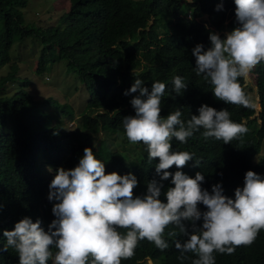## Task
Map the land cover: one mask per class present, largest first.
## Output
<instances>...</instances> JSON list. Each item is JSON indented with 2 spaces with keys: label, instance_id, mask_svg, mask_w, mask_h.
<instances>
[{
  "label": "trees",
  "instance_id": "16d2710c",
  "mask_svg": "<svg viewBox=\"0 0 264 264\" xmlns=\"http://www.w3.org/2000/svg\"><path fill=\"white\" fill-rule=\"evenodd\" d=\"M27 4L28 0H0V68L8 66L6 74L0 76V86L18 77L20 67L10 56L13 44L33 37L42 42L36 71H45L54 59L66 60L67 69L85 86L88 99L80 116L68 102L46 100L69 122L75 121V127L68 129L38 110L25 87L10 96L0 95V126L8 125V130L0 133V264H19L14 249L3 250L7 243L5 230H14L15 224L25 217L33 222L40 219L47 230L55 219V201H49L48 194L56 170L76 167L86 147L105 164L106 174L136 176L134 197H143L148 182L159 180V159L149 160L146 148L139 161L111 142L114 135L126 136L123 120L135 115L130 101L138 93L124 95L135 79H141L149 91L152 83H165L162 117L180 110L181 119L187 121L206 104L218 111L227 109L233 122L248 128L246 134L228 144L214 138L205 140L203 129L187 143L174 138L173 151H187L194 157L182 169L173 165L169 172L179 170L192 178L200 172L205 177L202 188L211 192L212 186L220 183L224 195L230 198H234L237 187H243L247 171L264 177V155L253 162L264 140V62L249 74L256 86L258 110L218 100L213 86L194 70L192 50L197 44L207 50L211 46L210 33L224 38V31L238 27L234 0H69L68 11L59 19L63 27L26 23L23 9ZM220 4L223 8L217 11ZM176 76L187 85L179 95L173 90ZM24 82L27 85L26 78ZM238 82L244 89L245 78H238ZM100 133V140L95 141ZM39 159L55 170L53 177L40 172ZM163 184L160 199L166 202L163 193L174 185L170 179ZM200 207L206 210L203 205ZM119 231L126 233L125 229ZM169 232L176 234L169 236ZM164 238L167 249L162 251L144 239L139 241L133 257L121 264L147 260L154 264H193L198 258L194 253H184L180 259L175 243H183L187 237L174 226L166 228ZM52 251L55 253L56 249ZM214 256L215 264H264V230L251 246L237 247L232 255Z\"/></svg>",
  "mask_w": 264,
  "mask_h": 264
},
{
  "label": "clouds",
  "instance_id": "9594fccd",
  "mask_svg": "<svg viewBox=\"0 0 264 264\" xmlns=\"http://www.w3.org/2000/svg\"><path fill=\"white\" fill-rule=\"evenodd\" d=\"M238 27L225 33L209 34L211 46L205 50L197 44L192 50L195 72L213 86L214 96L227 104L255 108L238 78L249 74L264 62V0H234ZM223 5H217V11ZM173 90L179 95L187 85L176 76ZM163 82H154L151 90L141 79H135L124 95L138 93L130 101L134 116L123 120L127 139L132 144L146 146L149 160L158 158L156 174L147 184L143 197L135 196L138 186L135 175L105 173V164L86 147L79 163L72 169L60 167L49 185L48 200L55 201V217L47 226L25 217L14 230L3 232L7 243L4 251L14 249L19 264H121L135 254L139 241L147 239L160 249L168 248L165 230L170 225L187 239L176 241L175 247L184 253H194L193 264H215L214 253L232 255L240 246H251L264 230V177L247 171L243 187H237L234 198L224 195L220 183L211 192L202 188L205 177L195 178L182 171L169 172L173 165L182 169L194 154L173 151L175 138L181 143L199 132L205 140L214 138L225 144L248 132L241 123L233 122L227 109L216 110L206 104L187 121L176 110L166 118L161 116ZM199 164V161H196ZM49 171H52L49 166ZM171 180L166 202L160 197L163 181ZM201 205L204 209L201 210ZM119 229H125L122 233ZM175 232H169L174 236ZM52 249H56L53 253Z\"/></svg>",
  "mask_w": 264,
  "mask_h": 264
},
{
  "label": "rangeland",
  "instance_id": "374dc122",
  "mask_svg": "<svg viewBox=\"0 0 264 264\" xmlns=\"http://www.w3.org/2000/svg\"><path fill=\"white\" fill-rule=\"evenodd\" d=\"M68 9L69 0H28L27 6L23 9V15L26 23H35L42 26L44 24L50 26L59 25L63 27V24L59 23V19ZM203 18L207 19V16L204 15ZM223 33L225 35L227 31ZM41 47V40L33 37L25 38L13 44L10 56L12 61L16 62L20 67L17 73L18 77L13 82L0 86V95L10 96L21 87H25L32 94L34 101H36L35 106L38 110L43 111L52 121L60 122L62 125H66L68 129H72L75 127V121L69 122L66 117L62 116L58 110L49 105L46 100L53 98L68 102L74 108L77 115L80 116L81 112L85 109L88 93L77 75L67 69L66 60L54 59L53 62L47 65L45 71L38 73L36 67ZM7 68V65L0 68V76L6 74ZM24 78L27 79V85H25ZM244 90L248 91L251 101L258 110L256 86L252 77L248 76L245 78ZM7 130L8 125L0 126V133ZM100 136L101 133L98 137H95V141H99ZM111 142L115 148L122 152L124 151L132 159L137 157L139 161L146 148L142 143H130L126 136L119 137L118 135H114ZM262 155H264V140L261 143L260 151L254 156L253 162L255 163ZM37 165L44 176H54L55 170L51 168L52 171H49V165L41 159L37 161ZM139 264L154 263L151 260H147Z\"/></svg>",
  "mask_w": 264,
  "mask_h": 264
}]
</instances>
